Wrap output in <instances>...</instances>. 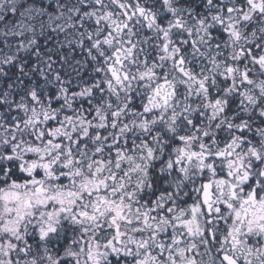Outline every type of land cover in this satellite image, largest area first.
Masks as SVG:
<instances>
[{"label": "snow or ice", "instance_id": "obj_1", "mask_svg": "<svg viewBox=\"0 0 264 264\" xmlns=\"http://www.w3.org/2000/svg\"><path fill=\"white\" fill-rule=\"evenodd\" d=\"M0 264H264V0H0Z\"/></svg>", "mask_w": 264, "mask_h": 264}]
</instances>
